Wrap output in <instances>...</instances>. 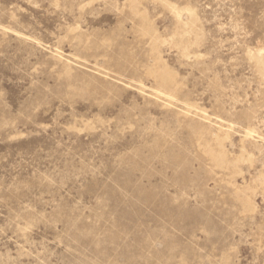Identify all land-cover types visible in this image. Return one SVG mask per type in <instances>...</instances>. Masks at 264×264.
Here are the masks:
<instances>
[{
    "label": "rangeland",
    "instance_id": "374dc122",
    "mask_svg": "<svg viewBox=\"0 0 264 264\" xmlns=\"http://www.w3.org/2000/svg\"><path fill=\"white\" fill-rule=\"evenodd\" d=\"M0 264H264V0H0Z\"/></svg>",
    "mask_w": 264,
    "mask_h": 264
}]
</instances>
